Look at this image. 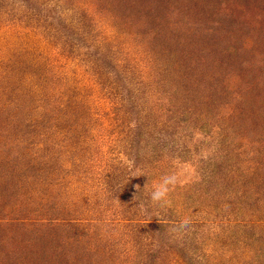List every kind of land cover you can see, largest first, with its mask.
<instances>
[{"label":"rangeland","instance_id":"1","mask_svg":"<svg viewBox=\"0 0 264 264\" xmlns=\"http://www.w3.org/2000/svg\"><path fill=\"white\" fill-rule=\"evenodd\" d=\"M0 264H264V0H0Z\"/></svg>","mask_w":264,"mask_h":264},{"label":"clouds","instance_id":"2","mask_svg":"<svg viewBox=\"0 0 264 264\" xmlns=\"http://www.w3.org/2000/svg\"><path fill=\"white\" fill-rule=\"evenodd\" d=\"M177 181L178 175L175 171L163 174L160 177L159 182L154 186V190L151 194L153 201L165 200L170 190V186L175 185Z\"/></svg>","mask_w":264,"mask_h":264}]
</instances>
